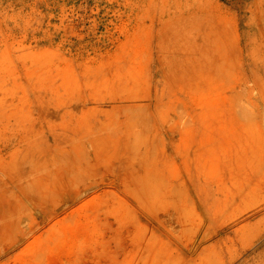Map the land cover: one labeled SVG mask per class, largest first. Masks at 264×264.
<instances>
[{
	"label": "rangeland",
	"instance_id": "1",
	"mask_svg": "<svg viewBox=\"0 0 264 264\" xmlns=\"http://www.w3.org/2000/svg\"><path fill=\"white\" fill-rule=\"evenodd\" d=\"M0 264H264V0H0Z\"/></svg>",
	"mask_w": 264,
	"mask_h": 264
}]
</instances>
